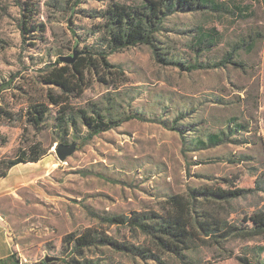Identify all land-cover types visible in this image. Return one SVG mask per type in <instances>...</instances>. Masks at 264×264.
Listing matches in <instances>:
<instances>
[{
  "label": "rangeland",
  "instance_id": "obj_1",
  "mask_svg": "<svg viewBox=\"0 0 264 264\" xmlns=\"http://www.w3.org/2000/svg\"><path fill=\"white\" fill-rule=\"evenodd\" d=\"M212 1L220 11L168 16L156 34L157 51L191 64L212 65L226 54L229 61L186 71L158 63L148 46L109 55L108 62L120 67L123 77L108 87L90 79L81 97L69 98L66 116L75 119L78 109L89 104L105 109L108 98L115 103L114 114H138L144 121L121 123L85 141L87 129L76 120L63 138L77 147L60 162L54 152L62 135L60 110L51 107L40 132L25 118L29 105L42 103L49 89L39 82L43 70L57 58L83 56L85 47L103 48L102 14L108 6H136L140 0H0V158L11 159L17 149L36 142L49 153L31 172L39 176L36 186L19 191L21 203L3 201L20 264L46 257L54 259L49 264H64V238L85 229L136 245L143 240L124 228L100 227L94 216L159 211L169 196L189 188L251 189L243 198L211 205L232 224L264 208V0ZM23 20L35 28L24 38ZM208 35L212 45L198 46L199 38ZM188 125L195 131L182 136L169 129ZM209 134H221L223 143L198 146L197 140L206 142ZM84 255L103 264H160L107 250ZM238 258L264 264V239H229L221 247L208 242L186 260L164 255L162 262L241 264Z\"/></svg>",
  "mask_w": 264,
  "mask_h": 264
},
{
  "label": "trees",
  "instance_id": "obj_2",
  "mask_svg": "<svg viewBox=\"0 0 264 264\" xmlns=\"http://www.w3.org/2000/svg\"><path fill=\"white\" fill-rule=\"evenodd\" d=\"M209 9L211 12L220 11L221 7L212 0H140L136 6L113 3L102 14V36L100 42L104 45L85 47L83 56L77 58L72 64H62L60 59L54 63H48L39 82L49 88L42 103L36 102L29 105L25 112L26 123L41 131L44 128L51 107L60 110L58 116V129L62 135L58 143L66 144L63 135L67 132L69 124L75 126L76 120L85 127L86 135L83 140H91L95 136L113 130L130 120L144 121L138 114H114V101L105 98V109L99 104H89L87 108H80L75 113V119L67 117L68 101L70 97L79 98L88 87V81L92 78L102 85L113 86L123 77L120 67L108 62V56L123 49L139 45L148 46L158 63L174 65L180 70L194 71L197 69H211L223 66L230 59L226 54L223 60L212 65L203 63H184L169 60L164 54L157 51L156 34L162 30L165 19L176 13H195ZM27 22H21V33L29 34L34 27L27 28ZM212 38L202 36L198 40V46L212 45ZM239 65V64H237ZM56 88L59 93L53 91ZM112 112V113H111ZM177 119L173 126H176ZM238 128H242L239 127ZM182 136L186 132H194L191 125L185 129L169 127ZM223 143L221 134H209L206 142L197 140V145L209 148ZM48 155V149H44L36 142L25 149H17L11 159L0 158V178L6 177L9 169L17 164L39 162ZM258 186V185H257ZM255 186V191L259 188ZM251 189H235L228 192L220 188L207 190L204 188H189L186 194L169 196L162 203L159 211L130 212L128 215L115 214L111 216L95 215L100 227H119L126 229L135 240V243L122 241L104 235L97 229H85L77 235H67L63 240V251H67L64 264H103L101 258L89 259L84 253L88 251L107 250L126 256L130 259L141 261H154L160 264L162 256L179 260H186L187 254L199 247L207 246L213 242L219 247L229 239L249 240L255 238L264 239V208L251 212L244 219L236 223H229L226 219H220L211 205L216 207L222 203H228L234 199L243 198ZM262 251L263 249L260 248ZM241 264H252L246 258L237 259ZM15 252L0 264H20ZM51 262V261H50ZM49 264L45 259L39 263ZM110 264V263H107Z\"/></svg>",
  "mask_w": 264,
  "mask_h": 264
},
{
  "label": "crops",
  "instance_id": "obj_3",
  "mask_svg": "<svg viewBox=\"0 0 264 264\" xmlns=\"http://www.w3.org/2000/svg\"><path fill=\"white\" fill-rule=\"evenodd\" d=\"M49 157V153L39 162L17 164L9 169L6 177L0 178V260H5L15 252L18 243L13 235V224L3 206V201L9 199L11 203H21L19 191L23 188L36 186L37 174L31 173L41 162Z\"/></svg>",
  "mask_w": 264,
  "mask_h": 264
},
{
  "label": "water",
  "instance_id": "obj_4",
  "mask_svg": "<svg viewBox=\"0 0 264 264\" xmlns=\"http://www.w3.org/2000/svg\"><path fill=\"white\" fill-rule=\"evenodd\" d=\"M76 58H77V54H73L72 57L60 58V62H62V64H72L76 61ZM76 147H77L76 143H70V144L60 143L54 148V152L58 160L60 162H64L68 156L74 153ZM45 260L47 262L54 261V259L51 257H46Z\"/></svg>",
  "mask_w": 264,
  "mask_h": 264
}]
</instances>
